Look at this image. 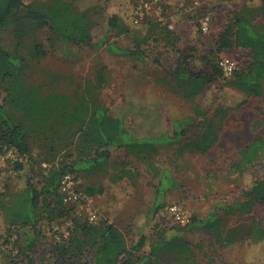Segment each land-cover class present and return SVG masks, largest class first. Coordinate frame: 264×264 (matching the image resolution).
I'll return each mask as SVG.
<instances>
[{
  "label": "rangeland",
  "instance_id": "1",
  "mask_svg": "<svg viewBox=\"0 0 264 264\" xmlns=\"http://www.w3.org/2000/svg\"><path fill=\"white\" fill-rule=\"evenodd\" d=\"M53 1L24 0L25 5L19 7L17 13L25 14L27 6L44 10ZM69 1L77 11L98 12L94 14L99 23L91 32L89 44L59 40L51 45L47 40V28L37 29L34 36L32 30L29 31L32 24L28 23L24 45L20 48L27 58L23 71L14 78L5 77L0 64V104L28 127L32 147L31 176L39 189L62 162L72 163L85 151L92 155L95 151L79 144L77 127L67 126L56 119L55 114L58 108H62L61 104L46 107L43 103H35V99L52 92H63L71 96V108L79 99L97 100L106 104L113 116L122 117L129 133L136 137H156L165 132L173 135L176 121L184 112L192 111L193 106L180 93L178 81L171 74L173 69L180 64L192 71L212 73V65H220L223 57L236 61V72H246L251 68L253 52L250 48L235 46L219 50L217 41L232 25L233 10H241L247 2L254 0H148L150 8L142 10L139 22L130 23L132 30L121 34L110 27V14L105 11L107 0ZM137 4L138 0H135L134 8ZM177 11L186 16L182 24L184 29L193 27L195 22L201 23L199 31L197 27L191 28V34L197 31L195 38L185 40L172 32ZM251 16L255 24L264 26V8ZM15 26L16 23L10 21L4 27L0 47L17 48ZM35 40L42 42L48 50V55L40 60L33 59L31 55L30 47ZM101 77L104 78L102 84ZM231 77L223 74L197 98L208 110V118H200L203 127L212 117L218 124L219 138L213 146L208 151L198 149L195 145L200 135L190 131L183 140L160 143L156 157L161 172L168 170L179 182L177 187L168 191L163 201V223L156 232L175 224L167 207L173 202L181 204L193 218L187 237L201 264H228L245 255L246 243L225 246L216 231L207 230L196 220L206 219L215 211H223L227 204L245 198L247 186L242 182L226 183L222 174L240 161L241 150L258 137L262 139L260 157L248 168L254 179H264V91L238 106L243 100L242 95L225 85ZM219 108L226 111L221 112ZM112 160L113 164L105 171L93 174L80 172L79 187L87 189L89 186L107 185L110 173H122L127 169L135 171L132 178L126 176L120 180L129 183L130 187L126 194H122L126 205L119 210L100 211V204L113 207L102 202L105 195L92 196L100 219L115 223L129 241L131 236L142 233L140 223L134 224L133 218L150 208L147 192L158 178L146 161L127 155L124 149L115 150ZM4 180V175H0V183ZM20 183L24 185L25 178L21 177ZM117 200L120 202L122 198ZM3 201L12 204L15 199L0 195V264H24L27 260L24 258L26 246L34 240V248L29 249L28 254L37 264L94 261V245H88V252L83 256L60 260L55 255L56 241L67 228L66 221L51 223L47 216L50 211L44 207L39 219L40 230L38 226L31 225L9 228L10 222H4L8 211L1 205ZM254 218L264 224V203L255 204L250 213L232 215L231 223ZM263 257L264 244L253 247L250 261L258 264ZM155 264H172V258L164 255Z\"/></svg>",
  "mask_w": 264,
  "mask_h": 264
},
{
  "label": "trees",
  "instance_id": "2",
  "mask_svg": "<svg viewBox=\"0 0 264 264\" xmlns=\"http://www.w3.org/2000/svg\"><path fill=\"white\" fill-rule=\"evenodd\" d=\"M134 2L135 0L106 2L105 11L110 14V27L116 28L119 34L132 30L130 23H134ZM24 5V0H0V36L4 27L10 21H14L15 36L18 40L15 49L0 47L1 71L9 78L16 77L26 66L27 58L20 49L24 45L26 24H32L29 31L32 30L34 36L37 29L47 28V40L54 45L59 40L89 44L91 32L99 23L94 14L98 12L77 11L69 0H54L44 10L27 6L28 11L25 14H18L17 9ZM263 8L264 0H254L247 2L241 10H233L232 25L227 27L217 41L219 50L243 46L253 52L251 68L246 72H235L225 82L226 86L235 88L242 95L243 100L238 106L246 103L251 96L260 95L264 91V26L255 24L251 16ZM184 20L185 14L177 11L172 32L185 40L195 38L197 31L194 30V34H191V31L193 27L194 29L197 27L198 31L202 29L201 23L195 22L192 29H184L182 25ZM30 51L32 58L37 60L48 55L45 45L38 40L31 44ZM212 69V73L192 71L179 64L171 71L172 77L178 81L180 93L193 103L192 111L184 112L176 121L173 135L165 132L156 137H136L129 133L122 117L113 116L107 105L97 100L88 102L86 99H79L71 108V96L67 93L52 92L35 99V103H43L47 105L46 107L61 104L62 108L56 111V119L67 126L77 127L79 144L95 151L93 155L85 151L72 163L62 162L61 166L47 176L41 189L33 182L31 176L32 147L28 127L0 104V152L13 148L19 153L17 160L0 169V175H4L5 179L0 183V195L3 198L10 196L15 199L12 204L4 201L1 204L8 211V214L3 216L4 222H10L9 228L31 225L38 226L40 230L42 207L50 211L47 216L51 223L71 221V225L68 226L69 234L61 232L60 238L56 241L55 255L60 260L64 257L83 256L88 252L86 250L88 245H94L96 247L94 261L79 264H155L164 255L172 258V264H201L194 246L187 237L188 227L193 223V218L186 226L175 223L156 232L160 223H163V201L168 191L177 187L179 183L168 170L161 172L156 157L160 152V143L183 140L190 135V131L200 135L195 146L202 151H208L218 140L220 133L218 124L212 117L203 127V120L200 118H208V110H205L197 100L211 84L223 77L220 65L213 64ZM103 81L104 78L101 77L100 83ZM219 111L226 110L219 108ZM261 147L260 137L248 143L241 150L240 161L222 174L226 183L242 182L247 186L244 190L245 198L227 204L223 211H215L206 219L196 220L207 230L216 231L225 246L232 247L242 243L248 245L243 257L228 264H256L250 261V252L253 247L264 244V224L260 220L254 218L251 221L231 223L232 215L250 213L255 204L264 203V179H254L248 168L260 157ZM118 149H124L127 155H134L146 161L153 175L158 178L147 192L150 208L137 213L133 218L134 224L140 223L142 233L139 236H131L129 241L124 232L109 220L102 218L96 223H91L86 218L78 216L74 205L66 204L59 190L61 180L67 173L80 178V172L93 174L107 170V167L113 164L112 155ZM133 175L135 171L128 169L122 173L112 172L107 185L89 186L83 190L91 196L105 195L102 202H106V205L112 206L113 209L97 202L100 211L105 213L116 211L126 205L122 194H126L130 187L129 183H122L120 180L126 176L132 178ZM21 177L25 178L24 185H20ZM120 198L122 200L119 202L117 199ZM35 242L36 240L26 246L24 258L27 260L24 264H37L28 254V250L34 248ZM258 264H264V257Z\"/></svg>",
  "mask_w": 264,
  "mask_h": 264
},
{
  "label": "built area",
  "instance_id": "3",
  "mask_svg": "<svg viewBox=\"0 0 264 264\" xmlns=\"http://www.w3.org/2000/svg\"><path fill=\"white\" fill-rule=\"evenodd\" d=\"M144 8H150L149 1L138 0V4L134 8V22H139V15L142 14ZM219 63L224 75L227 77L233 76L238 68L236 61L230 57H223ZM18 157V151L13 148L0 152V169L7 167L10 163L17 160ZM59 190L64 202L74 205L78 216L86 218L91 223H96L100 220V212L96 207L93 197L79 187V178L75 174H65L61 180ZM167 209L175 223L185 226L191 223V216L181 204L173 202ZM70 225L71 221H67L65 235L69 234L68 226Z\"/></svg>",
  "mask_w": 264,
  "mask_h": 264
}]
</instances>
